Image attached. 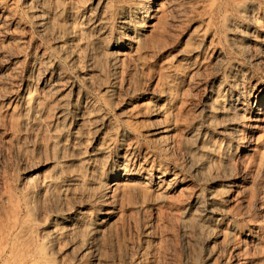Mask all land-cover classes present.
I'll use <instances>...</instances> for the list:
<instances>
[{
	"label": "rangeland",
	"instance_id": "rangeland-1",
	"mask_svg": "<svg viewBox=\"0 0 264 264\" xmlns=\"http://www.w3.org/2000/svg\"><path fill=\"white\" fill-rule=\"evenodd\" d=\"M233 1L255 8L235 17L232 37L207 0H145L146 50L118 65L112 53L126 34L135 36L127 23L137 27L142 17L132 0H52L43 34L28 19L30 0H19L21 24L0 5V230L18 201H33V215L14 235L0 233V264H264V0ZM99 2L108 9L96 15ZM69 15L79 30L73 45H83L79 57L58 49L56 31ZM226 38L245 52L229 53ZM187 40L198 64L177 77ZM44 49L55 60L47 71L32 61ZM161 67L170 84L180 83L177 99L166 115L133 116L141 93L151 98L161 80L151 70ZM232 77L236 109L209 117L208 105L224 96ZM27 85L43 107L37 120L24 109ZM130 124L139 130L128 133ZM162 124H171L175 136L168 156L156 162L176 166L185 181L166 191L145 188V166L117 197L104 196L117 161L133 153L132 162L143 164L160 147L146 134ZM50 178L59 182L52 191ZM56 220L64 229L51 238Z\"/></svg>",
	"mask_w": 264,
	"mask_h": 264
},
{
	"label": "bare ground",
	"instance_id": "bare-ground-1",
	"mask_svg": "<svg viewBox=\"0 0 264 264\" xmlns=\"http://www.w3.org/2000/svg\"><path fill=\"white\" fill-rule=\"evenodd\" d=\"M209 2V10L210 11H217L218 17L216 18V21L218 20L219 26H221V29L226 33H229V35H232L233 37V25L236 24L238 21L235 17H249L250 10H253L255 8V4L248 3L246 1H239L234 2L233 0H207ZM51 2L52 0H30L29 3V11H31V14L28 16V19L31 21L32 25L36 28V30L43 34L48 30V25L50 21V11H51ZM123 2V0H122ZM121 2V3H122ZM19 0H0V5L6 6L7 11L6 14L12 17V20L15 21L17 24L24 23V20L22 18H17L15 12L16 8L18 6ZM165 2H161L158 6L161 8H165ZM132 7L134 9L135 14H139L142 17L136 18L138 19L136 21L137 27H134L133 25L128 24L127 30L130 32H134V38H130L128 34L124 37L123 41H120L117 43L115 49L116 52L112 53L116 56H113L111 58L110 62L113 65H118L117 63L120 61L121 58H124L128 56L129 53L136 51V52H142L146 50L145 43H143V39L146 37L145 34H142L143 32V20L150 18L149 16V9L148 6L145 5V0H132ZM108 6L105 2H99L97 5V11L96 15H101L107 12ZM147 10V12H146ZM16 17V18H15ZM215 21V24H216ZM99 23H102L101 21L97 22V25ZM218 26V27H219ZM57 29L56 34L58 35V38L60 40L59 44V53L62 56H68L69 54H75L76 57H79V53L81 52V49L83 47L82 43L79 41L77 42V45L74 46L73 44V37L77 36L79 34L78 28L75 26V23L72 19V15L67 16L62 26ZM220 30V28H219ZM245 36L241 33L237 35V38H240L241 40L245 39ZM136 40V42H134ZM244 41V40H243ZM134 42V45L132 46L131 43ZM227 45H228V51L229 53L233 54L235 53H243L246 50L245 45L237 46L236 42L233 41V38H226ZM194 44L192 41H186L184 44V47L180 51V61L177 67L175 69V75L177 77L181 76L183 78H186L187 73L191 70H194L198 64V60L195 58L198 51L197 48H194ZM77 47V48H76ZM76 48V49H75ZM129 51V52H126ZM92 47H89L87 50L88 53V62L89 65L93 62L91 59ZM52 53L49 52L48 49H44L42 52H34L33 54V64L37 65L41 68H44L45 71L53 65L55 60L52 58ZM91 66V65H90ZM172 67L168 66L166 69H170ZM165 67L161 68H154L151 70L153 74H159L160 75V82H158L154 86V90L152 93L151 98L145 99V94L141 93L138 97L137 102L131 107V113H134L133 116L139 117H150L153 118L155 116H160L164 113L166 115V109L169 106H172L174 104V101L177 99L178 93H179V86L180 83H174L170 84L168 81V73L166 71ZM58 76H62V70L58 67L57 70ZM48 82V83H47ZM47 83L49 88L54 89V86L52 83H49L48 81H45ZM236 83V79L232 77V79L229 81L228 88L229 90L224 94V96H216V98L213 99L212 104L208 105L207 113L209 117H215L218 114H225L226 112H231L233 109H236L233 107V100L236 97L234 95L233 86ZM27 96L24 97V109L27 111H32V113H35L36 116L34 117L35 120L38 117V113H40L43 110L42 104L39 100V98L31 96V93H29V86L27 85ZM56 91V90H55ZM226 91V90H225ZM227 99L229 100L227 103V106L224 105L225 102H227ZM148 100H153L155 104L149 105V103L145 102ZM263 103V102H262ZM261 104V103H260ZM226 106V107H225ZM159 113H157L158 111ZM236 118H239L238 114L235 115ZM231 117V122L233 121ZM129 124V123H128ZM244 128L248 130L250 127L248 124H245ZM139 128L137 125L130 124L128 125V129L126 130L128 133L138 131ZM233 128L230 129V132L233 133ZM147 137L153 141L154 143H159L160 147H156L147 157V159L144 160L143 164H137L135 161L132 162V158L135 159L134 154L130 153L129 155H132L128 159H120L117 161L112 167V171L114 173L113 177V183L110 184V186H106V190L104 191V196L111 195L114 197H117L120 194L121 187L132 186V181L137 177H142L141 172L146 169L143 167H150V174H148V177L143 178V187L147 188L149 184H151L154 188L159 190H167L168 188H171L173 186H178L182 184L185 181V178L182 176L181 172L178 171L176 166H167L162 165L158 161L156 162V158L159 156H168V147L170 145V140L175 136L173 126L171 124L168 125H161L157 126L150 131L147 132ZM202 153L204 151L202 150ZM164 154V155H161ZM203 165L204 162L202 163ZM200 170V169H197ZM199 172V171H198ZM57 178H50L49 182H46L48 185L49 190H54L57 186L56 182ZM154 180V181H153ZM92 184L95 183V180H90ZM148 181V182H147ZM153 181V183L151 182ZM33 215V201L31 199H26L22 203L20 201L17 202L15 207L11 211V221L8 224H3L0 230V233L7 239L8 237L14 235L18 231L19 222L26 221L25 218H30ZM107 215H113V213L110 211L107 213ZM64 222L66 219H62ZM56 220L51 225V238H56L59 235H62L60 232L64 228L62 227L63 221ZM69 222V221H68ZM105 220L101 221V224H103ZM77 222L74 223L71 226L70 231H74L76 228H78ZM29 231L32 232V230L29 229ZM3 246V245H2ZM4 247V246H3Z\"/></svg>",
	"mask_w": 264,
	"mask_h": 264
}]
</instances>
